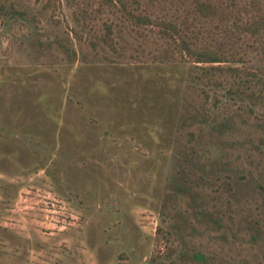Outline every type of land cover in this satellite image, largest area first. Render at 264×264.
Returning a JSON list of instances; mask_svg holds the SVG:
<instances>
[{
	"label": "rangeland",
	"instance_id": "374dc122",
	"mask_svg": "<svg viewBox=\"0 0 264 264\" xmlns=\"http://www.w3.org/2000/svg\"><path fill=\"white\" fill-rule=\"evenodd\" d=\"M205 1L0 0V264H264V0Z\"/></svg>",
	"mask_w": 264,
	"mask_h": 264
},
{
	"label": "trees",
	"instance_id": "16d2710c",
	"mask_svg": "<svg viewBox=\"0 0 264 264\" xmlns=\"http://www.w3.org/2000/svg\"><path fill=\"white\" fill-rule=\"evenodd\" d=\"M199 7L201 10L211 8V3L206 2L205 0H198ZM12 13H23L22 9L20 8H13ZM137 19L143 22H151L153 21L148 16H137ZM164 26V30L166 32L172 31L175 35H172L176 38L178 48L185 54H187L193 61L198 63H215L221 62L225 59V52L219 49L213 48H202L190 41L184 33H182V28L179 27L177 24L173 22H162ZM244 29L250 31L254 35H258L264 29V14L260 17L253 18L249 22L244 24ZM178 36V38L176 37ZM200 67V66H199ZM204 74H212V70L218 68L216 66H201ZM177 264V263H176Z\"/></svg>",
	"mask_w": 264,
	"mask_h": 264
}]
</instances>
